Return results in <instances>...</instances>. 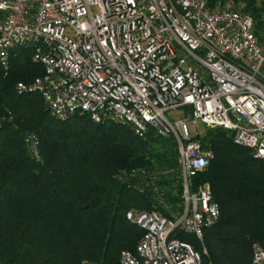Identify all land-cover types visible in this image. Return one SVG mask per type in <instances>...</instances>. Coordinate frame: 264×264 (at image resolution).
Masks as SVG:
<instances>
[{
  "label": "built area",
  "instance_id": "1",
  "mask_svg": "<svg viewBox=\"0 0 264 264\" xmlns=\"http://www.w3.org/2000/svg\"><path fill=\"white\" fill-rule=\"evenodd\" d=\"M252 27L251 16L206 0H0L1 64L13 48L35 45L33 60L44 67L18 91L40 92L59 120L84 113L137 134L150 126L177 143L183 210L173 219L128 212L144 234L119 264H202L176 236L203 245V230L219 217L209 184L191 188L214 157L195 138L198 123L231 132L264 160V49ZM176 110L172 122L167 113ZM251 264H264V247L253 245Z\"/></svg>",
  "mask_w": 264,
  "mask_h": 264
},
{
  "label": "trees",
  "instance_id": "2",
  "mask_svg": "<svg viewBox=\"0 0 264 264\" xmlns=\"http://www.w3.org/2000/svg\"><path fill=\"white\" fill-rule=\"evenodd\" d=\"M206 4L251 16L264 49V0ZM34 52L17 46L6 67L0 61V264H119L144 234L128 212L173 219L183 210L177 143L150 126L137 134L84 113L52 116L40 92L17 90L44 73ZM195 138L214 157L191 188L209 184L219 217L203 230L205 251L194 235L176 236L202 264H251L253 245L264 247V160L222 128Z\"/></svg>",
  "mask_w": 264,
  "mask_h": 264
},
{
  "label": "rangeland",
  "instance_id": "3",
  "mask_svg": "<svg viewBox=\"0 0 264 264\" xmlns=\"http://www.w3.org/2000/svg\"><path fill=\"white\" fill-rule=\"evenodd\" d=\"M261 1V0H260ZM220 7V5H217ZM95 9V8H94ZM182 114V112L180 110H176L170 113H167V116L171 119L172 122H175L178 118H180V115ZM188 129L190 130V132L194 131V127L191 125V123H188ZM197 131L202 134L204 132L205 126L202 123H198L197 124ZM202 249L205 251V247L202 245Z\"/></svg>",
  "mask_w": 264,
  "mask_h": 264
}]
</instances>
